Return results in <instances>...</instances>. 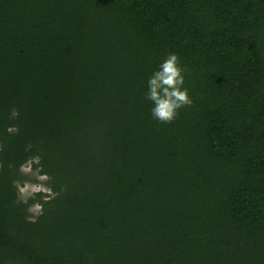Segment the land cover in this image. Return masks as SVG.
Returning <instances> with one entry per match:
<instances>
[{
    "label": "trees",
    "instance_id": "1",
    "mask_svg": "<svg viewBox=\"0 0 264 264\" xmlns=\"http://www.w3.org/2000/svg\"><path fill=\"white\" fill-rule=\"evenodd\" d=\"M0 264H264V0H0Z\"/></svg>",
    "mask_w": 264,
    "mask_h": 264
},
{
    "label": "clouds",
    "instance_id": "2",
    "mask_svg": "<svg viewBox=\"0 0 264 264\" xmlns=\"http://www.w3.org/2000/svg\"><path fill=\"white\" fill-rule=\"evenodd\" d=\"M187 71L188 69L182 66L178 54L169 53L150 76L145 98L153 105L151 115L154 120L164 124L171 123L178 116L180 109L193 105L189 90L184 86ZM41 191H44L42 185L25 184L20 188V192L26 195H34Z\"/></svg>",
    "mask_w": 264,
    "mask_h": 264
},
{
    "label": "rangeland",
    "instance_id": "3",
    "mask_svg": "<svg viewBox=\"0 0 264 264\" xmlns=\"http://www.w3.org/2000/svg\"><path fill=\"white\" fill-rule=\"evenodd\" d=\"M40 162L38 157H32L27 160L21 167L20 171L23 175L21 179V183L17 181L15 183L17 190H18V197L23 202H28L31 199L30 206L27 209L28 219L35 220V218L41 213L42 205L40 203V198L38 196L39 193H43L45 195H54L51 187L49 186L50 179L49 175L44 174L42 168L40 167ZM47 177V179H42V177ZM49 181V182H48ZM25 184L28 185H42L44 191L35 193L34 195H26L20 192V188L23 187ZM42 199H47V196H40ZM39 205V207H37Z\"/></svg>",
    "mask_w": 264,
    "mask_h": 264
}]
</instances>
